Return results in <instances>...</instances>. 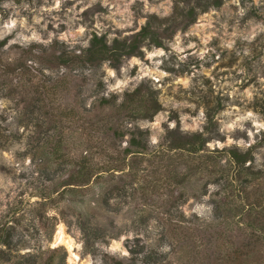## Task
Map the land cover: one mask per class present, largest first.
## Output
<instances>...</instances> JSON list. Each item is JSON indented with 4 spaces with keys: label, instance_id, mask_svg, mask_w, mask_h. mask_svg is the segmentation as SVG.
I'll use <instances>...</instances> for the list:
<instances>
[{
    "label": "rangeland",
    "instance_id": "rangeland-1",
    "mask_svg": "<svg viewBox=\"0 0 264 264\" xmlns=\"http://www.w3.org/2000/svg\"><path fill=\"white\" fill-rule=\"evenodd\" d=\"M199 3L0 0V264H264V0Z\"/></svg>",
    "mask_w": 264,
    "mask_h": 264
},
{
    "label": "trees",
    "instance_id": "trees-1",
    "mask_svg": "<svg viewBox=\"0 0 264 264\" xmlns=\"http://www.w3.org/2000/svg\"><path fill=\"white\" fill-rule=\"evenodd\" d=\"M221 2H222V0H201V3H199V5H197L196 7L199 8L198 10L200 12H204L212 6H219L221 4ZM177 9H178V6L175 8V13L173 15L179 14ZM188 13L194 15L195 14L194 8L192 7ZM173 15L170 16V18H165L164 21H168V19H176V17ZM156 19H157L156 16L150 15L148 17L145 25L141 28V30L139 32V39L137 38V40L130 45L129 44H123L122 47H120L121 48L120 52L122 54H133L134 52H140L139 47L137 46V42H138V40H142L145 38H149V39L153 40V42L157 46H161V43L159 40H157L156 38L152 39V36L150 37L151 24ZM193 19H194V17L191 20H193ZM118 48L119 47L109 46L102 36H97L96 34H94L90 39L89 46L85 50L84 61L89 62V63H94L98 60H106V59L112 58L113 56H119L121 54L118 53L119 52ZM103 100L106 101V99H103ZM153 103H154V105L157 106V103L155 100ZM195 137L200 138L199 135H196ZM132 144H134V140L132 141ZM228 152H229V155L231 156V158H233L235 164L238 166H241L240 168L242 169V166L244 167V163L246 161L247 156L245 157L243 154L238 152L236 149H229ZM243 169H250V168H249V166H245V168H243ZM241 188L243 190V187H241ZM236 253L237 252H235L232 259H229V261L232 262L233 264H237V262H238V254H236Z\"/></svg>",
    "mask_w": 264,
    "mask_h": 264
},
{
    "label": "bare ground",
    "instance_id": "bare-ground-1",
    "mask_svg": "<svg viewBox=\"0 0 264 264\" xmlns=\"http://www.w3.org/2000/svg\"><path fill=\"white\" fill-rule=\"evenodd\" d=\"M64 230L59 229L57 232V240L60 243H63L67 246V248L70 251L71 258L77 259V255L73 251V242L69 236H67L64 232Z\"/></svg>",
    "mask_w": 264,
    "mask_h": 264
}]
</instances>
